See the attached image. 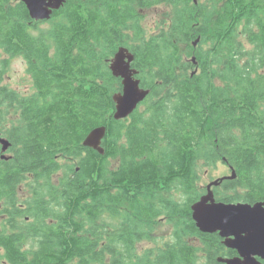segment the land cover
<instances>
[{"label":"trees","instance_id":"trees-1","mask_svg":"<svg viewBox=\"0 0 264 264\" xmlns=\"http://www.w3.org/2000/svg\"><path fill=\"white\" fill-rule=\"evenodd\" d=\"M162 4L171 13L146 32L140 10ZM121 46L149 93L114 119L122 87L109 63ZM14 57L26 63V92L3 83ZM101 125L103 154L82 144ZM0 132L12 153L0 159V195L29 168L62 171L47 188L62 208L53 215L67 216L65 234L30 249L1 234L0 264H196L187 235L220 264L235 251L200 232L191 205L202 195L198 170L218 161L236 173L213 187L218 201H264V0H65L42 21L23 2L0 0ZM160 217L171 235L138 252ZM112 218L115 244L98 250Z\"/></svg>","mask_w":264,"mask_h":264},{"label":"water","instance_id":"water-1","mask_svg":"<svg viewBox=\"0 0 264 264\" xmlns=\"http://www.w3.org/2000/svg\"><path fill=\"white\" fill-rule=\"evenodd\" d=\"M24 3L32 20H49L53 11L58 10L65 0H19ZM199 37L192 45L196 46ZM134 55L126 47H119L111 58L109 69L114 77L121 80V90L114 93V119L128 117L136 107L146 98L148 89L140 86L136 78L138 71L131 67ZM191 62L196 63L195 56ZM196 72V69L192 73ZM106 134L104 125L94 127L85 136L82 144L94 149L100 154L104 153L101 145ZM1 151L4 152L10 142L1 137ZM5 157V155H1ZM7 158V157H5ZM236 173L230 167V174L218 177L206 185V192L191 205L192 218L197 228L205 233H218L223 238V244L236 250L238 256L233 258H220L226 264H261L256 259L264 261V201L254 203L218 201L215 198L213 187L224 180H232Z\"/></svg>","mask_w":264,"mask_h":264},{"label":"flooded vegetation","instance_id":"flooded-vegetation-1","mask_svg":"<svg viewBox=\"0 0 264 264\" xmlns=\"http://www.w3.org/2000/svg\"><path fill=\"white\" fill-rule=\"evenodd\" d=\"M141 11L142 10H140V12ZM138 107L139 105L136 107V109ZM0 135L1 137L7 139L10 142V140L1 132ZM10 147H11V142L8 148L4 152H2L1 151L2 144L0 143V159L8 160L11 157L12 153L10 151ZM2 154L5 155V157L7 158L1 157ZM38 171L39 169L29 168L26 171L24 170L22 173L16 174L14 176L16 183L14 184L13 188L4 190L5 193H2L0 195L1 196L0 197V235L2 234L5 237L18 235L24 240L22 244L23 249H30L33 246L36 247L37 245L36 239L46 236H52V235L54 236L55 234L58 233L59 230H62V234L66 233L65 228L67 221L64 219L67 216H62L61 218H59L58 215L57 216L53 215L52 210L62 211V208L59 204L55 202L53 203V200L51 199V190L50 188H47L49 187V184L51 185V183L58 184L59 179L63 177L64 174L62 173V171H57L55 173L49 174V177H47L41 175V171L38 175L37 174ZM44 173L48 174L47 171H44ZM153 231H151L148 235L150 236V234ZM144 234H145L144 237H146L147 236L146 233ZM144 237H141V239L137 240L135 243V248L137 249L138 252L144 250V249L138 250V245L141 244V242H143L144 239H146ZM115 238H116L115 219L112 218L110 219L109 229H104L103 232L100 233V236L98 237L99 240L98 250L102 249L107 244L109 245L115 244L114 242ZM184 241L187 243L186 246L192 248V250L194 251L193 252L194 256L191 257L194 258L192 261H194L196 264H209L211 262L209 254L205 250L203 243L201 242L199 237H197L196 235H187L184 238ZM221 241L223 244V238H221ZM163 242H165V240L159 241L156 244V247H162ZM223 246L226 249H231L226 247L224 244ZM154 247L152 246V248ZM0 251H2V247H0ZM234 251L235 254H233L232 256H223V255L218 256L217 262H219L220 264H226L220 261L219 259L233 258L238 256L236 250ZM256 259L260 261L261 264H264L263 260L257 257Z\"/></svg>","mask_w":264,"mask_h":264},{"label":"rangeland","instance_id":"rangeland-1","mask_svg":"<svg viewBox=\"0 0 264 264\" xmlns=\"http://www.w3.org/2000/svg\"><path fill=\"white\" fill-rule=\"evenodd\" d=\"M202 1V0H201ZM142 12V27L146 32L154 31L159 24L160 20L164 18L167 20V15L171 13L170 7L162 4L155 7L144 9ZM46 24H42L41 27H46ZM246 42V41H245ZM198 44V43H197ZM197 44L195 47H197ZM247 44V43H246ZM192 54V56H194ZM191 59V57L189 58ZM3 83H6L13 89H17L21 92H26L29 90L30 83L29 77L26 73V63L21 57H14L6 71L4 76ZM118 165L117 160H109V166L111 169L116 168ZM199 171V181L198 185L201 191V194L206 192V185L221 176L229 175L230 169L222 161H218L214 167H200ZM154 231L146 239L138 245V250L146 249V247L152 248L156 246L159 241L167 240L170 236L172 226L168 224L165 219L161 217L155 220L153 224ZM2 264H7L5 261H2Z\"/></svg>","mask_w":264,"mask_h":264}]
</instances>
